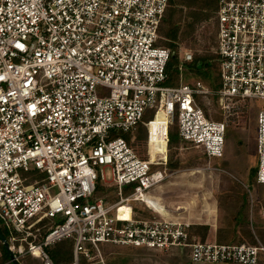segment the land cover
I'll return each instance as SVG.
<instances>
[{"label": "built area", "instance_id": "built-area-1", "mask_svg": "<svg viewBox=\"0 0 264 264\" xmlns=\"http://www.w3.org/2000/svg\"><path fill=\"white\" fill-rule=\"evenodd\" d=\"M168 2L0 0V226L14 255L5 264L29 255L105 264L108 245L187 248L194 264L260 263L262 243L202 241L146 192L174 173L175 120L182 140L208 159L203 170H222L214 163L224 157L227 123L213 116L214 103L225 117L257 109L256 181L264 185V0H220L217 88L184 82L182 65L180 83H167L172 52L159 44V28ZM147 110L154 115L141 157L119 134L134 132ZM108 182L110 199L100 194ZM135 203L158 216L143 217ZM66 239L71 260L57 263L47 247Z\"/></svg>", "mask_w": 264, "mask_h": 264}, {"label": "rangeland", "instance_id": "rangeland-1", "mask_svg": "<svg viewBox=\"0 0 264 264\" xmlns=\"http://www.w3.org/2000/svg\"><path fill=\"white\" fill-rule=\"evenodd\" d=\"M211 22L212 23L204 22L196 25L192 29L193 32L191 31L192 34L189 33L184 41L181 42L178 58L173 62L171 61L174 67L183 66L182 72L184 74V82L190 83L200 79L207 85L211 86L210 82L213 81L212 78H217L214 67L207 68L205 65L201 64L202 67L198 65L200 67L194 66L192 69H188V64L190 62L184 61L185 52L187 51L193 53L198 52L202 55L215 51L217 47V28L214 26L216 23L214 22V18ZM214 86H216V84ZM250 102L253 103L252 101ZM202 106L208 115L207 106ZM212 109H214L213 116L215 119H224L227 123L224 157L216 159L214 163V165L221 168L223 172L220 170H203V167L208 164V159L204 152L200 148L193 147L182 140L178 146H173L168 151L169 156L167 166L169 170L178 169L182 171L180 174H182V178H184L182 180L183 186L180 188L181 197H178L179 199L177 198L175 200L189 202L191 199H189L186 193L191 192L192 198L196 196L201 204L203 201L202 195H204V193L211 192L217 198L220 193L223 191L227 192L229 188L231 189L233 187L231 192H228V195H222V199L225 197L227 200L234 201L237 198L236 192H239L238 187L246 188L249 198H252V195H254L263 206L260 217L261 224L260 226L258 225L255 227V230H257V244L262 243L264 246V186L258 184L256 181V173L259 164L257 154V109H245L240 115L235 114L231 117H225L215 103L212 104ZM158 118L164 119L162 113ZM145 135L146 130L141 136L139 133L136 134L135 132V134H132L131 138L132 141L135 140L134 145L141 157L146 156V144L144 142ZM188 169H201L204 178L203 181L197 180V182L191 183L189 176L183 172ZM224 178L227 180L224 181ZM228 180H231L232 184H229ZM170 182H173V180L168 179L161 185L148 190L146 195L149 198L159 201L164 208H168L171 203L168 204L167 194L178 188H173L171 184H169ZM167 184H169V186H167ZM164 185L166 187H163ZM192 186L198 187L194 189ZM102 189L100 194H103L110 199V190L111 193L114 192L113 187H110V183L108 182L104 191H102ZM128 192V189L125 188V194ZM96 197L98 198L99 195ZM212 200L214 201V198ZM135 206L136 209L142 213L143 217H146L147 215H150V217L158 216L157 214H148L150 208L143 203H135ZM256 209L258 210V204L256 205ZM54 245L55 244L49 246L48 249L50 250ZM2 254L3 250L0 243V262H3L1 257ZM103 257L105 259V264H191L187 254L181 248H173L165 251H147L137 248L134 249L130 247L108 245L103 246ZM21 263L41 264L39 260L30 255L25 258L23 257ZM204 264L238 263L228 262ZM259 264H264V253L260 255Z\"/></svg>", "mask_w": 264, "mask_h": 264}, {"label": "trees", "instance_id": "trees-1", "mask_svg": "<svg viewBox=\"0 0 264 264\" xmlns=\"http://www.w3.org/2000/svg\"><path fill=\"white\" fill-rule=\"evenodd\" d=\"M219 2L220 0H169L168 2V8L162 18V22L159 28V34L161 36L159 40V44L169 47L171 49L172 55L171 59L169 61L167 71L169 73V77L167 79V83L172 85H178L180 83V70L179 66L172 65L171 61H175L178 58L179 55V49L181 42L184 41V39L187 37L189 33L192 34V29L201 23L209 22L212 23V19L216 16L218 8H219ZM215 26V25H214ZM192 31V32H191ZM217 54L215 52L208 53V54H200L198 52H195L193 55V60L189 61L188 69H192L194 66H198L201 64L205 65L207 68L214 67L216 72L217 78H212V82H210L211 86L213 88H217L220 85V70H219V63L216 60ZM198 66V67H200ZM202 67V66H201ZM216 84V86H214ZM154 111L153 110H147L143 121L138 124L137 128L135 129L136 134H143L146 130V127L144 125V122L149 120L151 117H153ZM135 132H126V133H120L119 135H123L128 141H130L132 144H134V141L131 140L132 134H135ZM146 139V135H145ZM182 141V138L180 136L179 132V126L177 123V120L173 124L170 125L169 128V140H168V149H171L173 146H178ZM145 142V140H144ZM145 157V156H144ZM172 167V166H171ZM176 170V169H173ZM244 194L242 196H238L237 200L240 202L243 201V204L240 205V213L243 210L244 204L247 203L249 199V195L247 190L243 189ZM236 201V200H234ZM243 207V208H242ZM243 214L240 216L234 215L232 220H243L242 219ZM254 229L257 227L256 219L252 222ZM242 234L239 238H236V232L235 230L231 229H222L218 232V238L217 241L219 243H243L247 242L249 244H257V230H252L250 219L245 218V220L242 222ZM0 229L2 233L8 237V232L0 226ZM254 231V232H253ZM190 234L193 235H199L201 237L202 241H208V233H209V226L208 225H194L189 229ZM1 247L3 250V254L1 255L2 261L0 264H5L10 260V256L8 252L6 251V248L3 244V242L0 239ZM73 245L74 241L73 239H66L62 240L60 242H57L54 247H52L50 250L47 247V250L49 251L51 257L58 263V262H69L72 253H73ZM132 248V247H130ZM135 249V248H134ZM140 249V248H137ZM185 251L187 254L190 262V256L187 248H181ZM145 250V249H143ZM148 251V250H147ZM27 257V256H26ZM25 258V257H24ZM22 259L19 260L20 264ZM13 264V263H9ZM191 264H194L191 262ZM204 264V263H203Z\"/></svg>", "mask_w": 264, "mask_h": 264}, {"label": "crops", "instance_id": "crops-1", "mask_svg": "<svg viewBox=\"0 0 264 264\" xmlns=\"http://www.w3.org/2000/svg\"><path fill=\"white\" fill-rule=\"evenodd\" d=\"M187 144H189V143H187ZM170 171H172L174 173L169 178L170 180H173V182H170L169 184H171V186L173 188H175V187H178V188L172 190L171 192H169L167 194L168 204L169 203H171V204L169 205L168 208H165L166 214H164V215H166V216L169 215L171 218L173 217V218L180 219L183 221H188L191 223V227L194 225H208L209 226V233H208L207 240L212 241V242H218L217 241V238L219 235L218 232L222 229L223 230L224 229L225 230L226 229H231V230L234 229L236 232L235 237L239 238L241 235H243L242 234V229H243L242 228V222L245 220V218L250 219L252 230H255L253 223H252L254 221V219H256L255 224H257V226L258 225L260 226V224H261L260 217L262 214L261 212H262L263 206L260 204L261 202H259V200H257L254 197V195H252V198L250 197L248 199L247 203L244 204V206H243L244 208L242 207L243 210L241 211L242 213H240V210H241L240 205L243 204V201L239 202L237 200V198L239 195L242 196L244 194V191H243L244 188L238 187L239 192L238 191L236 192V195H238V196H236L237 197L236 201L227 200L225 197L222 199V195H228V192H231V189L233 188L232 187L231 189L229 188L227 190V192L221 191L222 193H220L217 198L211 192L210 193H204V195H202L203 201L201 204L199 202V199L196 198V196L194 198H192L191 192L186 193V195L191 200H189V202H181L180 200H175V199H177L178 197L179 198L181 197L180 196V192H181L180 188L183 186L182 180L184 179V178H182L183 177L182 174H180V173H182V171H180L178 169L170 170ZM220 171L223 172V170H220ZM183 172H185V174L189 176L191 183L197 182V180L203 181V179H204L201 169H188V170H185ZM225 180H227V179L224 178V181ZM228 181H229V184H232L231 180H228ZM169 184H167V186H169ZM262 186H264V185H262ZM163 187H166V186L164 185ZM192 187L194 189H196V187H198V186H192ZM190 196H191V198H190ZM213 198H214V201L212 200ZM240 203H242V204H240ZM257 204H258V210L256 209ZM152 214H155V213H152ZM241 214H243V217H242L243 220H239V219L232 220L234 215L240 216ZM263 227H264V225H263ZM193 236H196L199 239H201V237L199 235H193ZM243 243H247V242H243Z\"/></svg>", "mask_w": 264, "mask_h": 264}, {"label": "water", "instance_id": "water-1", "mask_svg": "<svg viewBox=\"0 0 264 264\" xmlns=\"http://www.w3.org/2000/svg\"><path fill=\"white\" fill-rule=\"evenodd\" d=\"M174 56V54L172 55ZM0 239L3 242L6 251L8 252L10 258H14L13 252L11 251L10 247H9V242L8 239L6 238V236L2 233L1 229H0ZM13 264H20V262L18 260H14Z\"/></svg>", "mask_w": 264, "mask_h": 264}, {"label": "bare ground", "instance_id": "bare-ground-1", "mask_svg": "<svg viewBox=\"0 0 264 264\" xmlns=\"http://www.w3.org/2000/svg\"><path fill=\"white\" fill-rule=\"evenodd\" d=\"M154 204L159 207V204L154 201ZM161 205V204H160ZM160 210H162L163 214H166V209L161 205Z\"/></svg>", "mask_w": 264, "mask_h": 264}]
</instances>
